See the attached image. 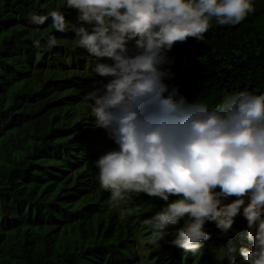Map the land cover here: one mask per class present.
Returning a JSON list of instances; mask_svg holds the SVG:
<instances>
[{
	"label": "clouds",
	"instance_id": "1",
	"mask_svg": "<svg viewBox=\"0 0 264 264\" xmlns=\"http://www.w3.org/2000/svg\"><path fill=\"white\" fill-rule=\"evenodd\" d=\"M12 5L4 13L5 25L28 35L27 63L55 81L56 95L46 108L70 136L43 154L44 162L33 151L31 169L16 178L18 208L26 211L1 209L8 223L20 224L17 215L24 213L39 234L47 227L85 232L99 228L105 214L150 213L127 219L126 229L114 225L126 230L113 236L118 257L127 258L132 246L133 258L125 264H150L153 249L160 252L154 264L177 257L181 264H194L204 253L207 258L198 264L221 254L227 257L219 264L227 258L229 264H264V92L225 93L210 105L170 83L176 42L189 37L207 42L213 19L238 25L255 12L254 0H14ZM67 32L75 41L60 43ZM9 49L17 65L16 49ZM84 57L88 63L82 65ZM63 210L69 215L55 222ZM237 217L246 221L248 244L202 250L212 238L211 225L228 237Z\"/></svg>",
	"mask_w": 264,
	"mask_h": 264
},
{
	"label": "trees",
	"instance_id": "2",
	"mask_svg": "<svg viewBox=\"0 0 264 264\" xmlns=\"http://www.w3.org/2000/svg\"><path fill=\"white\" fill-rule=\"evenodd\" d=\"M12 2L14 0H0V264H125L133 258L132 246L127 258L118 257L119 245L113 236L126 231L127 219H143L150 213L144 216L110 213L103 216L99 228L69 232L63 227L56 230L47 227L39 234L36 226L22 216L26 209L18 208L20 182L16 178L31 169L28 163L35 160L33 151L37 150L40 158L43 154L49 155L54 147L68 143L70 134L64 135L62 123L54 118L50 107L46 108L55 94L56 83L47 73L27 63L32 55L24 44L28 35L20 28L5 25L4 13L10 12ZM254 3L255 12L238 25H220L213 19L212 27L205 34L207 42L192 37L185 42H176L170 53L175 59L172 65L175 76L170 83L179 85L180 91L189 99H202L210 105L225 93L244 89L264 92V0H254ZM72 36L67 32L66 38L59 42L73 43ZM19 43L21 48L17 47ZM9 45L16 49L17 65L13 64ZM39 114L41 122H38ZM44 136L47 138L44 143L37 141ZM35 144L40 146L35 149ZM80 145L81 142L78 148ZM44 160L42 156L40 161ZM26 178L30 180V176ZM1 209L24 212L17 215L23 222L8 223ZM60 212L55 222L66 218L67 213ZM120 224L125 229L114 226ZM234 229L230 236L225 237L214 224L211 225L212 238L205 242L202 250L207 246L230 245L236 246L237 250L241 244H248L246 221L242 217H237ZM170 232L175 235L174 228ZM148 254L154 257L150 262L154 264L160 252L153 249ZM165 256L168 257L167 254ZM205 256L207 258V253L196 256L194 264L202 262ZM226 257L221 254L206 264H215ZM179 263L177 257L165 264ZM220 264H229V258Z\"/></svg>",
	"mask_w": 264,
	"mask_h": 264
},
{
	"label": "bare ground",
	"instance_id": "3",
	"mask_svg": "<svg viewBox=\"0 0 264 264\" xmlns=\"http://www.w3.org/2000/svg\"><path fill=\"white\" fill-rule=\"evenodd\" d=\"M72 12H75V11H71V13H69V14H72ZM71 34L74 35V33H72V32H71ZM72 38H73V36H72ZM72 40H73V39H72ZM85 53L87 54L86 51H85ZM89 58H91V57H89ZM81 63H82V65H85V64L88 63V60L84 57V61H81ZM79 143H80V142H79ZM80 146H81V145H80ZM78 147H79V146L77 145L76 148H75L76 151L79 149ZM90 211H91V210H90ZM129 260H130V259H129Z\"/></svg>",
	"mask_w": 264,
	"mask_h": 264
}]
</instances>
